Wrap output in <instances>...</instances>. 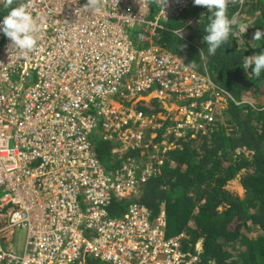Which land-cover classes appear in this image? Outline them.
Wrapping results in <instances>:
<instances>
[{
	"label": "built area",
	"instance_id": "built-area-1",
	"mask_svg": "<svg viewBox=\"0 0 264 264\" xmlns=\"http://www.w3.org/2000/svg\"><path fill=\"white\" fill-rule=\"evenodd\" d=\"M251 1L228 0L238 6L237 22ZM86 3L23 0L40 28L32 51L16 50L0 34V264H193L182 251L185 235H167L164 206L153 219L136 202L122 217L111 215L113 199L132 197L156 168L148 161L143 169L109 171L95 139H116L120 153L141 146V130L153 120L137 104H125L147 92L160 102L211 90L233 99L207 71L154 43L167 22L198 6L99 0L102 11L93 15ZM249 28L243 34L237 28L233 37L241 44ZM181 107L171 116L178 129L213 120L194 103ZM176 113L181 119L173 120ZM19 228L26 237L17 253L12 242Z\"/></svg>",
	"mask_w": 264,
	"mask_h": 264
},
{
	"label": "trees",
	"instance_id": "trees-1",
	"mask_svg": "<svg viewBox=\"0 0 264 264\" xmlns=\"http://www.w3.org/2000/svg\"><path fill=\"white\" fill-rule=\"evenodd\" d=\"M22 2L13 0L11 7ZM153 7L155 11L157 5ZM5 9L4 13V7L0 6V15L10 10ZM237 9V4L228 5V16L232 17ZM209 15L206 8L198 6L171 19L158 30L154 43L168 48L200 71L205 70L206 64L213 79L223 89L235 96L243 92L257 96L258 107L229 102L218 114L222 120L207 132L190 127L176 128L171 120L174 114L170 113L169 119L157 122L163 123L154 139L160 147L132 145L120 153L122 145L116 139H96L95 150L109 171L132 165L143 169V164L148 161L156 168L137 186L132 197L113 199L110 206L113 217H122L130 204L136 202L145 205L153 219L164 206L167 235L185 233L182 251L190 259L195 258L193 264H264V73L257 78L251 74V69L247 74L241 67L243 58L264 51V40L250 43L248 38L252 39L255 34L250 31L240 44L233 37L237 29L234 28L228 41L211 55L203 41ZM243 21L250 29L264 30V0H252L238 24ZM180 30L186 32L184 37L177 35ZM201 48L205 59L199 54ZM237 68L243 70L251 86H243L235 80L233 74ZM146 97L139 100L137 107L154 120L153 115L164 108L157 99ZM208 99L210 94L206 92L202 97L186 98L178 103L182 106L194 103L201 109ZM168 128L176 138V147L166 148L162 144ZM177 132L181 133L180 137ZM194 133L196 138L190 139ZM153 150V157L149 158L148 153ZM237 178L245 189L244 196L226 188L228 182ZM199 244L201 248L197 247Z\"/></svg>",
	"mask_w": 264,
	"mask_h": 264
},
{
	"label": "clouds",
	"instance_id": "clouds-1",
	"mask_svg": "<svg viewBox=\"0 0 264 264\" xmlns=\"http://www.w3.org/2000/svg\"><path fill=\"white\" fill-rule=\"evenodd\" d=\"M157 2L162 4L165 7L167 0H157ZM22 3L19 6L11 7V5L13 4V0H0V6L4 7V13L6 12L5 8L10 9L7 12V14L2 13L0 15V18H1L0 19V34H3L10 41L11 47H14L16 50L20 52H29V51H32L37 45L36 34L39 32L40 28H39V24L37 23L36 19L34 18L32 13L29 11V6L24 5ZM192 3L194 6L206 8L209 11V13H211V15L208 16V23L206 27L204 28V31L207 34L203 36V41L207 45V52L209 54L215 55L217 50L220 49L222 45H224L228 41L229 36L232 34L234 28H238L239 32L242 34L246 32L247 26H248L247 24H238L235 17L228 16L227 14L228 0H192ZM84 9L91 10L93 15L99 14L102 11L99 5V0H87V3L84 5ZM250 31L255 32L254 36L251 39L252 44L254 42H259V41L264 40V30L256 31L254 28L253 29L249 28L248 33ZM177 35L181 36V30L177 33ZM202 52H203V49L201 50L200 55L203 57V59H205L204 58L205 56L204 54H202ZM241 67L245 70L247 74H250V69H251V74L254 77L259 78L260 75L264 73V51H261L259 54L256 53L254 55L243 58ZM206 71L207 70L205 69L204 71H200V72L206 73ZM208 74L210 75L214 83L223 89V87L220 86L213 79L211 73L208 72ZM225 91L231 94L234 100L227 97L226 94L216 95L212 92V90L209 91L210 99L206 100L205 104H203L201 109L206 108V111L209 112L211 116H213V120L210 122L208 121L207 124H204L203 127L197 128L198 130H201L202 132H207L211 126L216 125L217 121H221L222 118L218 114L221 113L222 108L229 105V102L235 103L234 102L235 100L240 101L242 98L251 99L253 102V105L249 103H243V104L235 103V104L239 106L244 105V104H249L250 106L258 107V104L255 101L256 96H252L245 92L241 93L239 96H235L229 91L227 90ZM153 94L154 93H151L148 95H153ZM148 95H145V93L138 95L131 101L130 104H132L135 101L137 104L141 98L148 96ZM150 100H156V97ZM209 101H211V105L209 107H206L205 105ZM192 129L197 130L194 128ZM180 135L181 134L179 133V136ZM97 140H100V137H97ZM167 224H168V221H167ZM180 234H183V233H180ZM180 234H176V235H180ZM20 251L21 250L19 249L17 253Z\"/></svg>",
	"mask_w": 264,
	"mask_h": 264
},
{
	"label": "rangeland",
	"instance_id": "rangeland-1",
	"mask_svg": "<svg viewBox=\"0 0 264 264\" xmlns=\"http://www.w3.org/2000/svg\"><path fill=\"white\" fill-rule=\"evenodd\" d=\"M154 95L155 94L148 95V97H146V99L150 100V99L155 97ZM179 99H181V98H179ZM179 99H178V97L176 99V96L171 95V96H166V99L164 100V102H161L164 110L163 111L159 110L158 112H156L155 115H153V118H154V116H155V118H154L153 122L151 123V125H149L145 129L141 130L144 133V139L142 140L141 146L148 147L150 144H151L152 148H154V146H157V147L161 146V144L155 143V141H154V139L158 136V129H160L163 125V123L158 124L157 122H158V120L165 121V120L169 119L168 117H169L170 113L177 112L180 110V108H183V107H181L182 105H180L178 103V101H180ZM135 104H136V101L133 102L130 107H133ZM177 115H179V113L175 114V116L173 117V120L181 119V116H177ZM190 124H191V126H195V127H192L194 129H197V127H199L193 121H191ZM153 129H155V130H153ZM170 130H171V128H170ZM170 130L168 128L167 132H165L163 134V137H164L163 141L164 142H162V144H164L166 146V148H173V147L177 146L176 138L171 134ZM183 134L185 135L186 131H184ZM92 135L96 136L95 132H93ZM120 136H121V137H119L120 139L125 138L122 133H120ZM177 136H179L178 132H177ZM196 136H197V134H193V135H191L192 138H190V139H194V138H196ZM173 137H174V139H173ZM130 142H131V139L127 140V143H130ZM197 143H198V141H197ZM163 151H166V149L164 148ZM153 152H154V150L151 151L150 153H148L149 158L153 157V154H152ZM143 154H144V152L141 153V156H143ZM242 173H244V170H242ZM226 188L228 189V191L234 192V194H236V195L244 196V194H245V191H244L245 189L243 188V186H242L241 182L238 180V178L228 182ZM183 234L185 235V233H183ZM25 237H26V230H24L23 228L17 229L15 232V236H14V240L12 242V245L16 249L22 250V248L24 246ZM197 247L201 248L200 244ZM10 249L11 248L9 247L8 250H10Z\"/></svg>",
	"mask_w": 264,
	"mask_h": 264
},
{
	"label": "water",
	"instance_id": "water-1",
	"mask_svg": "<svg viewBox=\"0 0 264 264\" xmlns=\"http://www.w3.org/2000/svg\"><path fill=\"white\" fill-rule=\"evenodd\" d=\"M233 75L235 80L241 85L246 87L251 86V83L245 78L243 70L241 68H237Z\"/></svg>",
	"mask_w": 264,
	"mask_h": 264
},
{
	"label": "crops",
	"instance_id": "crops-1",
	"mask_svg": "<svg viewBox=\"0 0 264 264\" xmlns=\"http://www.w3.org/2000/svg\"><path fill=\"white\" fill-rule=\"evenodd\" d=\"M201 50H202V48L200 49L199 54H200ZM202 54H204V50H203ZM204 56H205V54H204ZM204 61L206 62V60H204ZM184 63L188 64L187 62H184ZM188 65H189V64H188ZM189 66H190V65H189ZM204 66H205V69L208 71V68L206 67V64H204ZM195 69H197V68H195ZM197 70H198V69H197ZM208 72H209V71H208ZM256 99H257V96H256V98H255V101H256ZM262 100L264 101V97H262ZM200 246H201V244H200Z\"/></svg>",
	"mask_w": 264,
	"mask_h": 264
}]
</instances>
